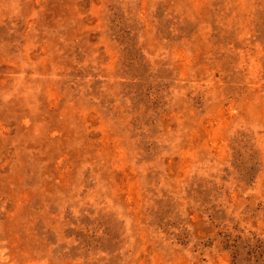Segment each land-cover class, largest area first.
Returning <instances> with one entry per match:
<instances>
[{
    "label": "rangeland",
    "instance_id": "rangeland-1",
    "mask_svg": "<svg viewBox=\"0 0 264 264\" xmlns=\"http://www.w3.org/2000/svg\"><path fill=\"white\" fill-rule=\"evenodd\" d=\"M0 264H264V0H0Z\"/></svg>",
    "mask_w": 264,
    "mask_h": 264
}]
</instances>
